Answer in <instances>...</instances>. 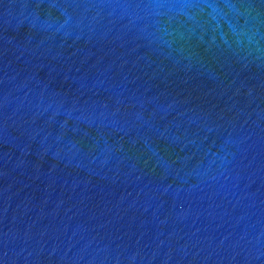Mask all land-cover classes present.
Masks as SVG:
<instances>
[{
  "label": "water",
  "instance_id": "water-1",
  "mask_svg": "<svg viewBox=\"0 0 264 264\" xmlns=\"http://www.w3.org/2000/svg\"><path fill=\"white\" fill-rule=\"evenodd\" d=\"M0 264H264V0H0Z\"/></svg>",
  "mask_w": 264,
  "mask_h": 264
}]
</instances>
